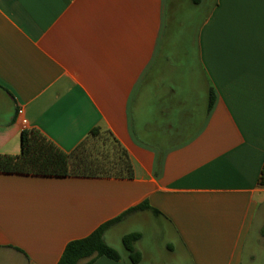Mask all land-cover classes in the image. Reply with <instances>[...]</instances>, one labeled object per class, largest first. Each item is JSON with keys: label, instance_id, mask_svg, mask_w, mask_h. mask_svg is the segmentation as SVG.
Segmentation results:
<instances>
[{"label": "crops", "instance_id": "crops-1", "mask_svg": "<svg viewBox=\"0 0 264 264\" xmlns=\"http://www.w3.org/2000/svg\"><path fill=\"white\" fill-rule=\"evenodd\" d=\"M96 126L132 176L0 171V264H56L141 203L104 234L136 222L137 264H264V0H0V155Z\"/></svg>", "mask_w": 264, "mask_h": 264}, {"label": "trees", "instance_id": "trees-1", "mask_svg": "<svg viewBox=\"0 0 264 264\" xmlns=\"http://www.w3.org/2000/svg\"><path fill=\"white\" fill-rule=\"evenodd\" d=\"M212 99L211 92V102ZM0 171L38 175H65L72 172L99 176H132V166L126 150L109 131L98 126L91 128L70 153L62 151L38 130L23 129L20 152L16 155H0ZM258 185L264 187V161ZM144 208H147L144 203L134 206L116 218L100 224L87 236L69 241L56 264H81L79 261L82 259H88L82 264H91L99 256L120 259L117 250L105 241L104 234L124 215ZM139 237L138 232L126 233L121 237L122 246L132 264H137L141 259L140 253L134 247Z\"/></svg>", "mask_w": 264, "mask_h": 264}, {"label": "rangeland", "instance_id": "rangeland-1", "mask_svg": "<svg viewBox=\"0 0 264 264\" xmlns=\"http://www.w3.org/2000/svg\"><path fill=\"white\" fill-rule=\"evenodd\" d=\"M136 225H137L136 222H130V223H127V224L119 225L118 227H116V228L114 229L113 233H114V235L116 236V243H115L116 248H115V249H116L118 252H124V251H123V247H122V245L120 246V245L118 244V241H117V239H118V238H117L118 235L121 234V233H125L127 230H129V229L135 227ZM181 264H183V263H181Z\"/></svg>", "mask_w": 264, "mask_h": 264}]
</instances>
